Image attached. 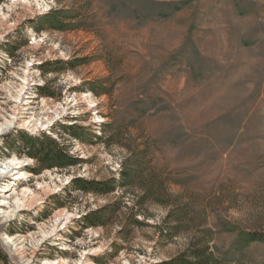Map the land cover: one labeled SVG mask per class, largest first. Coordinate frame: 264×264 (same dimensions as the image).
<instances>
[{
    "label": "rangeland",
    "instance_id": "obj_1",
    "mask_svg": "<svg viewBox=\"0 0 264 264\" xmlns=\"http://www.w3.org/2000/svg\"><path fill=\"white\" fill-rule=\"evenodd\" d=\"M180 257L264 264V0H0V264Z\"/></svg>",
    "mask_w": 264,
    "mask_h": 264
},
{
    "label": "trees",
    "instance_id": "obj_2",
    "mask_svg": "<svg viewBox=\"0 0 264 264\" xmlns=\"http://www.w3.org/2000/svg\"><path fill=\"white\" fill-rule=\"evenodd\" d=\"M41 94L52 95L50 92H46L45 87H41ZM78 137H81L77 134ZM8 143L9 147H12L15 142L18 143L17 148L22 147L27 155L41 162L39 168H53V167H67L78 162L72 155H70L63 147L59 146L58 142L49 135L33 136L25 133H21L19 138H15ZM110 182H94L85 181L83 178H76L74 184L84 191L105 193L113 189L109 184ZM96 222H93V224ZM2 259V258H1ZM4 259V258H3ZM167 264H198L195 260H189L185 257H180L176 262Z\"/></svg>",
    "mask_w": 264,
    "mask_h": 264
}]
</instances>
